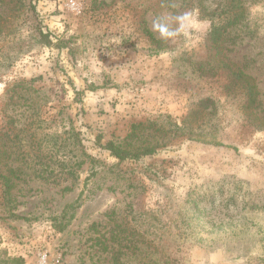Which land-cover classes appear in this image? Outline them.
Here are the masks:
<instances>
[{"label":"rangeland","instance_id":"1","mask_svg":"<svg viewBox=\"0 0 264 264\" xmlns=\"http://www.w3.org/2000/svg\"><path fill=\"white\" fill-rule=\"evenodd\" d=\"M244 3L211 50L190 0H0V264H264V0ZM211 55L254 80L250 110L199 74Z\"/></svg>","mask_w":264,"mask_h":264},{"label":"trees","instance_id":"2","mask_svg":"<svg viewBox=\"0 0 264 264\" xmlns=\"http://www.w3.org/2000/svg\"><path fill=\"white\" fill-rule=\"evenodd\" d=\"M157 1L160 2V4H166L168 7H172L171 0ZM190 1H192L193 7L199 9L201 14L210 18L213 23L211 30L207 34V46L213 47L211 50H214L219 44L226 42V37H228L230 30L240 25L246 17L244 0H217V2L212 0L214 3L211 2V4L208 0H204L203 2H199V0ZM141 25L143 26V32L151 41V46L155 47L158 51L170 49V46H162V42L155 38L154 34L148 29L145 21H142ZM205 62V65H208L210 68L206 69L205 67L198 65V71L199 74L201 72L200 75L202 77H217L221 75L226 81L227 91H229L234 97L244 98L243 103L245 105V110L247 111L257 104L258 92L255 82L244 72V70L229 61L224 55L223 59L211 55ZM205 102L209 103V105H213V102L210 99ZM198 113L199 111L195 110L191 115H198ZM106 149L120 160L140 158L153 151L147 149L141 153L137 152L131 154L127 151L121 150L120 147L115 146L113 143L107 144ZM65 227L66 225L59 227L58 230L62 232L65 230Z\"/></svg>","mask_w":264,"mask_h":264}]
</instances>
